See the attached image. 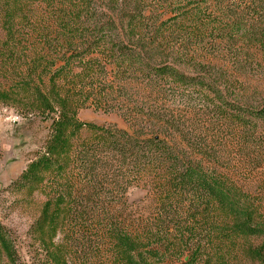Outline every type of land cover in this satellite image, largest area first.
Instances as JSON below:
<instances>
[{"label": "trees", "instance_id": "trees-1", "mask_svg": "<svg viewBox=\"0 0 264 264\" xmlns=\"http://www.w3.org/2000/svg\"><path fill=\"white\" fill-rule=\"evenodd\" d=\"M97 1L0 0L13 64L30 5L41 9L39 48L19 53L24 77L10 88L52 119L14 183L52 185L32 239L48 264H79L106 240L114 264H235L239 243L257 239L264 264L259 204L233 178L264 152V100L246 83L264 76V0ZM87 106L126 127L81 121ZM132 188L152 198L149 217L114 214ZM0 255L16 264L1 223Z\"/></svg>", "mask_w": 264, "mask_h": 264}, {"label": "rangeland", "instance_id": "rangeland-1", "mask_svg": "<svg viewBox=\"0 0 264 264\" xmlns=\"http://www.w3.org/2000/svg\"><path fill=\"white\" fill-rule=\"evenodd\" d=\"M32 3V2H31ZM30 3V4H31ZM100 6L101 0L97 1ZM32 5V6H31ZM28 10L39 13L40 7L32 3ZM34 14L30 16V23L22 22L18 33L21 34L22 43L18 45L20 62L11 63L9 49L4 47L6 41V29L0 20V223L11 239L16 253V264H48L44 253L38 243L34 242L31 235V228L40 215L42 205L45 201L54 197L51 194V183L46 180L33 192L27 189L17 190L14 187L15 181L26 169L29 162L36 159L44 150L51 132V115L39 113L29 102V96L25 92L13 94L10 90L12 84L24 77V63L20 52L31 58L35 50L39 48L40 41L35 34ZM19 38L16 43H19ZM7 55V56H6ZM13 59V60H14ZM246 83L251 87L250 95L254 96L256 102L264 100V76L259 80L256 76L249 74ZM36 82V81H35ZM54 116V115H53ZM78 118L83 122L94 123L99 126L115 125L125 128L123 118L116 113H105L87 106L78 111ZM248 174L232 171L235 182L247 193L251 194L255 202H258V209L264 223V152H249ZM129 208L123 211V207H115L114 214H126L136 218L143 214L150 216L152 198L147 195L143 188H132L127 193ZM93 238V237H92ZM261 240L251 239L246 242L244 250L239 243L234 250L231 261L235 264H257L251 255V249H257ZM108 241L95 251H91L87 244L81 257L84 259L79 264H114L107 248ZM82 255V256H81ZM75 257V254L72 256ZM264 257V255H263ZM188 255L182 257L187 260ZM6 262V258L0 255V264ZM78 264V263H76Z\"/></svg>", "mask_w": 264, "mask_h": 264}]
</instances>
